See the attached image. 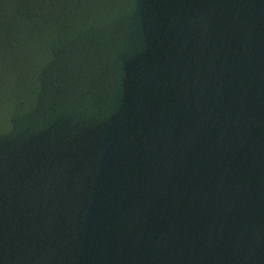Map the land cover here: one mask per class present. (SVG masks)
Segmentation results:
<instances>
[{
	"label": "water",
	"instance_id": "water-1",
	"mask_svg": "<svg viewBox=\"0 0 264 264\" xmlns=\"http://www.w3.org/2000/svg\"><path fill=\"white\" fill-rule=\"evenodd\" d=\"M0 264H264V0H0Z\"/></svg>",
	"mask_w": 264,
	"mask_h": 264
}]
</instances>
